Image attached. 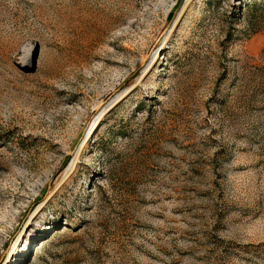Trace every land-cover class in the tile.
Segmentation results:
<instances>
[{
  "label": "rangeland",
  "instance_id": "374dc122",
  "mask_svg": "<svg viewBox=\"0 0 264 264\" xmlns=\"http://www.w3.org/2000/svg\"><path fill=\"white\" fill-rule=\"evenodd\" d=\"M181 1L0 0V264H264V0Z\"/></svg>",
  "mask_w": 264,
  "mask_h": 264
},
{
  "label": "bare ground",
  "instance_id": "6f19581e",
  "mask_svg": "<svg viewBox=\"0 0 264 264\" xmlns=\"http://www.w3.org/2000/svg\"><path fill=\"white\" fill-rule=\"evenodd\" d=\"M189 1V0H188ZM153 61V60H152ZM104 111V110H103ZM99 117V116H98ZM93 125V124H92Z\"/></svg>",
  "mask_w": 264,
  "mask_h": 264
},
{
  "label": "water",
  "instance_id": "95a60500",
  "mask_svg": "<svg viewBox=\"0 0 264 264\" xmlns=\"http://www.w3.org/2000/svg\"><path fill=\"white\" fill-rule=\"evenodd\" d=\"M183 1V0H182ZM182 1H181V4H182Z\"/></svg>",
  "mask_w": 264,
  "mask_h": 264
}]
</instances>
